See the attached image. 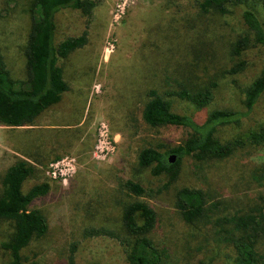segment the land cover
I'll list each match as a JSON object with an SVG mask.
<instances>
[{"label": "rangeland", "instance_id": "rangeland-1", "mask_svg": "<svg viewBox=\"0 0 264 264\" xmlns=\"http://www.w3.org/2000/svg\"><path fill=\"white\" fill-rule=\"evenodd\" d=\"M31 1L0 0V52L17 80L25 77L22 46L31 23ZM90 1L94 7L88 18L71 9L54 17L55 46L86 32L85 45L57 61L67 87L58 103L30 126H0V189L4 171L15 158L33 167L22 184L23 193L36 184H48L47 193L28 208L41 213L47 229L21 250L22 264H127L115 239L86 232L118 228L119 202L126 200L121 184L127 179L145 190L139 199L156 215L151 240L166 248L173 264H201L211 255L212 264H228L227 250L214 243L207 226L182 222L172 207L173 193L181 187L202 190L217 205L218 216L247 209L262 190L251 174L264 164V146L245 142L221 160L184 157L170 183L166 175L155 177L138 169L136 155L142 148L166 152L189 133L142 122L140 112L149 90L163 95L180 84L213 82V100L201 109L165 95L173 113L198 123L212 110L244 111L243 90L264 63V48L256 45L242 54L241 72L225 73L237 62L229 57L228 45L244 31V6L218 15L200 13L197 0ZM251 5L264 29L259 4ZM261 123L264 92L238 125L217 128L215 137L222 143L244 139ZM53 171L56 179L50 176ZM11 232L12 225L1 221L0 244ZM7 260L0 248V264Z\"/></svg>", "mask_w": 264, "mask_h": 264}, {"label": "trees", "instance_id": "trees-1", "mask_svg": "<svg viewBox=\"0 0 264 264\" xmlns=\"http://www.w3.org/2000/svg\"><path fill=\"white\" fill-rule=\"evenodd\" d=\"M200 13L227 14L229 8L244 6L240 13L244 31L228 45V55L237 62L225 70L235 75L245 68L242 54L251 47L264 48V29L251 3H258L264 14V0H197ZM94 7L90 0H32L29 7L31 23L22 46L24 58V80L11 77L0 52V126L25 127L47 108L58 103L67 89L57 65L71 52L86 43V32L77 37H68L56 46L54 38V17L61 10H78L89 17ZM179 85V84H178ZM179 88V89H178ZM172 92L159 94L155 90L146 93V100L140 112L142 122L151 128L171 126L187 130V137L176 147L159 152L153 148H142L136 155L138 169H147L152 176L166 175L172 182L182 158L195 156L199 160H221L229 157L245 142L264 146V123L247 133L244 139L220 142L215 137L217 128L238 125L252 110L264 92V63L258 75L243 90L244 111L216 109L206 114L203 121L173 113L170 102L165 98L173 96L186 101L196 109L204 108L213 100L216 85L180 84ZM170 155V156H169ZM174 161L169 163V157ZM33 167L26 161L15 158L2 176L0 189V222L12 225V232L0 248L7 252L5 264H22L20 252L32 239L40 238L46 232L47 224L37 210H29L31 203L45 195L48 184H36L25 193L23 182L32 175ZM251 179L261 190L252 206L233 213L216 215L217 205L200 189L181 187L173 193L172 207L182 222L188 226H207L214 243L227 250L224 258L228 264H264V164L252 171ZM120 192L125 196L119 202L120 212L117 229H88V236L113 238L124 251L127 264H173L166 248L154 244L151 232L156 223L153 209L142 199L145 190L136 182L125 180ZM215 255V254H214ZM211 255L205 263L212 264ZM95 264V263H90Z\"/></svg>", "mask_w": 264, "mask_h": 264}, {"label": "built area", "instance_id": "built-area-1", "mask_svg": "<svg viewBox=\"0 0 264 264\" xmlns=\"http://www.w3.org/2000/svg\"><path fill=\"white\" fill-rule=\"evenodd\" d=\"M56 169H57V166H54V170H56ZM62 175H63V173L61 172V170H58V176L61 178ZM50 176L53 179H56L57 178L55 171L51 172Z\"/></svg>", "mask_w": 264, "mask_h": 264}, {"label": "water", "instance_id": "water-1", "mask_svg": "<svg viewBox=\"0 0 264 264\" xmlns=\"http://www.w3.org/2000/svg\"><path fill=\"white\" fill-rule=\"evenodd\" d=\"M168 161H169V163H172L174 161V158L171 156V157H169Z\"/></svg>", "mask_w": 264, "mask_h": 264}]
</instances>
